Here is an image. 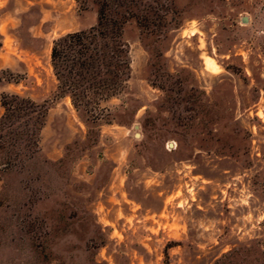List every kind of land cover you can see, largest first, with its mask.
Segmentation results:
<instances>
[{
    "label": "rangeland",
    "instance_id": "rangeland-1",
    "mask_svg": "<svg viewBox=\"0 0 264 264\" xmlns=\"http://www.w3.org/2000/svg\"><path fill=\"white\" fill-rule=\"evenodd\" d=\"M140 3L96 120L51 52L97 7L0 0V118L5 93L49 105L34 157L0 149V264H264V0Z\"/></svg>",
    "mask_w": 264,
    "mask_h": 264
},
{
    "label": "trees",
    "instance_id": "trees-1",
    "mask_svg": "<svg viewBox=\"0 0 264 264\" xmlns=\"http://www.w3.org/2000/svg\"><path fill=\"white\" fill-rule=\"evenodd\" d=\"M76 1L83 7L89 2ZM91 1L98 9L97 26L55 40L51 64L58 82L57 98L70 97L77 111H84L97 120L102 103L121 94L131 77L130 49L124 40L125 25L136 19L142 26L146 19H141L137 12L140 0ZM2 107L5 113L0 118V149L22 146L29 151L30 158L34 157L49 105L5 93ZM19 154L14 149L9 152V166Z\"/></svg>",
    "mask_w": 264,
    "mask_h": 264
},
{
    "label": "bare ground",
    "instance_id": "bare-ground-1",
    "mask_svg": "<svg viewBox=\"0 0 264 264\" xmlns=\"http://www.w3.org/2000/svg\"><path fill=\"white\" fill-rule=\"evenodd\" d=\"M204 59H205L206 63L212 65V68H213L214 70H217V69H218V68L216 67L214 61H213L211 58H209V57H205Z\"/></svg>",
    "mask_w": 264,
    "mask_h": 264
},
{
    "label": "water",
    "instance_id": "water-1",
    "mask_svg": "<svg viewBox=\"0 0 264 264\" xmlns=\"http://www.w3.org/2000/svg\"><path fill=\"white\" fill-rule=\"evenodd\" d=\"M244 22H246V19H244Z\"/></svg>",
    "mask_w": 264,
    "mask_h": 264
}]
</instances>
